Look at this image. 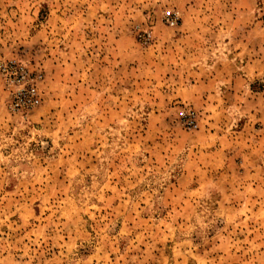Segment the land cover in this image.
Returning a JSON list of instances; mask_svg holds the SVG:
<instances>
[{"label":"rangeland","instance_id":"obj_1","mask_svg":"<svg viewBox=\"0 0 264 264\" xmlns=\"http://www.w3.org/2000/svg\"><path fill=\"white\" fill-rule=\"evenodd\" d=\"M262 2L0 0V59L43 94L13 114L0 77V264H264V159L211 156L199 134L227 124L238 151L264 121ZM211 73L246 95L206 98L225 86Z\"/></svg>","mask_w":264,"mask_h":264},{"label":"built area","instance_id":"obj_2","mask_svg":"<svg viewBox=\"0 0 264 264\" xmlns=\"http://www.w3.org/2000/svg\"><path fill=\"white\" fill-rule=\"evenodd\" d=\"M260 19L264 20V2L260 8ZM168 27H177L181 23L180 14L174 9H165L162 20ZM153 30L138 31L140 42L149 44L153 40ZM0 77L8 96L9 110L16 115L27 116L41 106L42 75L36 74L20 60L0 59ZM181 120L187 130H195L197 125L195 114L181 113Z\"/></svg>","mask_w":264,"mask_h":264},{"label":"crops","instance_id":"obj_3","mask_svg":"<svg viewBox=\"0 0 264 264\" xmlns=\"http://www.w3.org/2000/svg\"><path fill=\"white\" fill-rule=\"evenodd\" d=\"M198 12V11H197ZM228 59V57H227ZM226 61V59L222 56L219 57V61ZM241 79H243L244 81H246V78L242 77V76H237V77H233L229 76L228 74L225 73H221V75L216 76L214 74H209L206 76V78H199V81L203 80V82H200L201 84L203 83H207V82H221L222 85H225L223 88L219 87V85H217L216 89H211V90H207L206 92L203 93V95L206 98H223L225 100V98L227 97H232V98H236V97H240V96H244L246 95V91L244 89L241 88H233V87H228L226 84L233 83L234 81H237ZM197 85L194 86V88H196ZM257 106L259 107V111L263 114L264 113V90H261L257 93ZM215 103H211V104H206V108L208 110H212L214 114L216 113H220L223 114L224 112H226V110L229 109H233V108H237L238 105L236 104H229L227 101V103H224L223 100H221V102H216L218 101V99L214 100ZM242 107V106H241ZM260 121V120H259ZM256 121L254 126H251V124H247V126L245 127L246 132H242V137H241V132H235L237 134H239V139L242 138V143H239V148L238 151L237 149H230L227 150V148H225V144H230L229 140L232 139L229 135L230 132H228V128L229 126L226 124H222V126L217 127L219 129V131H216L214 133V136H212L211 133V129H213L214 127V123H209V127L206 128V131L204 132H200V136H204L205 139H218L215 144V149L214 151L211 150V156H257L259 159L263 160L264 159V121L261 120L262 122ZM217 126V125H216ZM248 129H255V133L256 136L254 139H249L247 136V130ZM217 136V138H215ZM246 137V138H245ZM238 138H236L235 140H237ZM246 142V143H245ZM232 144V143H231ZM210 156V155H209ZM264 162V160L262 161Z\"/></svg>","mask_w":264,"mask_h":264}]
</instances>
